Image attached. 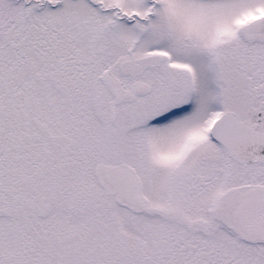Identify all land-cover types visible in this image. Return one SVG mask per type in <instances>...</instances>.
I'll return each mask as SVG.
<instances>
[{
    "label": "snow or ice",
    "instance_id": "obj_1",
    "mask_svg": "<svg viewBox=\"0 0 264 264\" xmlns=\"http://www.w3.org/2000/svg\"><path fill=\"white\" fill-rule=\"evenodd\" d=\"M0 264H264V0H0Z\"/></svg>",
    "mask_w": 264,
    "mask_h": 264
}]
</instances>
